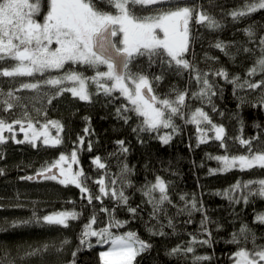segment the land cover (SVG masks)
<instances>
[{
  "label": "trees",
  "instance_id": "1",
  "mask_svg": "<svg viewBox=\"0 0 264 264\" xmlns=\"http://www.w3.org/2000/svg\"><path fill=\"white\" fill-rule=\"evenodd\" d=\"M172 3L174 6L177 0ZM178 3L193 9L188 47L183 53L190 67L169 64L167 57L162 63L159 58L150 60L145 55L134 56L124 70L145 75L160 100L173 101L177 94L185 95L180 114L172 118L176 131L163 127L141 131L144 118L124 111L131 105L119 91L106 95L92 79L97 72H106L104 64L90 67L69 62L61 69L30 76L0 74V119L36 126L47 124L53 134L58 129L49 121L58 122L61 140L59 145L35 143L34 147L29 141L17 143L25 140L17 134L15 139L7 135L5 142L0 143V264H101L102 245L94 237L80 243L81 233L93 217L95 223L91 227L96 230L110 227L118 233L134 232L150 245L133 264H232L238 250L252 251L264 246V224L256 219L264 215V197L258 195L264 168L256 165L241 169L236 165L224 170L216 159L264 153V72L257 64L264 50L260 43L264 37V9L234 19L231 13L242 9L246 0ZM168 7L157 4L137 6L135 10L138 16H148ZM199 13L211 17L219 26L198 23ZM246 29L253 35L249 36ZM114 40L119 46L116 37ZM17 63L11 58L0 60V73L5 69L11 71ZM253 68L256 71L250 74ZM71 72L84 78L88 100H80L71 91H60L70 89L73 81L45 83ZM220 72L225 75H218ZM98 79L111 86V81ZM205 79L208 85L204 84ZM24 84L39 87L24 88ZM249 84L259 86L251 88ZM202 90L205 95L200 94ZM8 104L12 107L7 108ZM196 109L207 114L211 125L223 128L222 140L215 139V130L206 121L199 125L191 122ZM124 116L129 117L127 122ZM163 136L171 138L163 143ZM241 140L248 143L241 144ZM73 151L77 153L76 164L88 193H81L73 184L59 183L58 177L24 179L50 167L61 154L68 157ZM96 158L104 168L93 163ZM157 177L165 183L168 200L154 211L145 190ZM101 179L106 195L99 191L97 181ZM114 190H123L126 204L112 196ZM89 195L93 197L91 203ZM159 195L158 190L152 193L156 200ZM129 208L136 209L135 213L129 212ZM55 211L74 212L78 216L69 220L66 228L13 226L34 214L43 217ZM111 221H120L122 226L112 227ZM245 226L249 230L247 240L238 235L237 242H233V235ZM65 240L68 243H62ZM44 245H48L46 251L27 255ZM188 247L193 251H185ZM173 249L180 251L173 253Z\"/></svg>",
  "mask_w": 264,
  "mask_h": 264
},
{
  "label": "snow or ice",
  "instance_id": "2",
  "mask_svg": "<svg viewBox=\"0 0 264 264\" xmlns=\"http://www.w3.org/2000/svg\"><path fill=\"white\" fill-rule=\"evenodd\" d=\"M99 4H103L104 7H99ZM157 4H167L169 7L167 10L161 8L148 16L136 14L137 6L142 8ZM260 9H264V0H251V2L246 0L243 8L232 12L231 15L235 19ZM41 16L42 20L39 19ZM192 17L193 9L180 6L178 0L174 6L172 0H0V60L11 58L18 62L11 71L5 69L0 74L3 76H30L35 72L44 73L50 69H61L69 62L85 64L90 67L104 64L107 65L108 70L97 72L96 77L92 79L96 81L98 88L102 89L106 95L113 91H119L131 105L130 109L125 108L124 111L134 112L144 118L143 125L145 127H142L141 131L157 130L160 127L171 128L172 131H176L172 118L180 114V106L184 104L185 95L183 93L177 94L173 101L161 100L158 102L160 107H157L155 106V96L151 98V101L145 99V90L149 93L152 92L149 79L143 74H132L120 69L126 70L134 56L145 55L150 60L154 57L159 58L162 63L167 57L169 64L175 62L177 66L188 69L190 65L183 59V53L187 51L189 22ZM197 22H207L209 27L219 26L216 21L203 13L198 14ZM245 31L249 36L253 35L250 29ZM118 34L122 37L119 40L120 46L113 44L110 39V37H117ZM260 43L264 45V37H261ZM216 46L221 47L219 44ZM257 64L264 72V50H262V58L257 61ZM255 71L256 68H253L250 70V74H254ZM218 75H225V73L220 72ZM98 78L111 81V86H105ZM156 79L159 80L160 77H156ZM62 80L78 82L79 87L61 89V92L71 91L72 95L78 96L80 100L89 99L85 80L78 73H67L62 79H49L45 83L58 85L62 83ZM204 84L208 85L206 79ZM258 86L257 84H249L251 88ZM22 87L35 89L39 86L37 84H24ZM59 94L58 92L57 95ZM200 94L205 95L206 92L202 90ZM9 95L11 96V93ZM11 107V104L7 105V108ZM117 111L119 113L120 109ZM123 118L127 122L129 117L124 116ZM202 121L211 125L207 114L201 109H196L191 122L199 125ZM14 123L20 124L21 122L15 121ZM49 123L56 127L59 133L58 122L49 121ZM211 126L216 133L215 139L222 140L223 128L216 125ZM27 127L32 130L31 140L25 133V140H17V143L29 141L35 147V141L39 137H43L45 145L55 146L61 143L58 133L55 138H50L47 125H43V130L39 132L33 129L31 122L28 123ZM5 131L12 133V124L0 119V143H4L6 140ZM21 131H24L23 125H21ZM198 131H200L199 127ZM11 138L15 139V136L13 135ZM170 138V136H163L161 140L163 143H167ZM119 143L123 145V141ZM240 143L246 144L248 142L241 140ZM216 159L221 162L224 170L235 167L237 164L241 169L252 168L256 165L264 168V153L252 155L250 158L246 156L231 158L218 156ZM67 160L68 157L61 154L57 162L42 169L38 175H44L45 172L51 173L53 168H59L61 176L64 177L59 180V183L73 184L80 189L81 193H88L89 189L84 186L81 180L82 172L71 171V164L68 165L67 170L61 167ZM71 162L73 164L77 162L76 151L71 153ZM93 163L104 168V164L100 162L99 158L94 159ZM124 171H128L126 167ZM45 178L57 179L55 175L51 174ZM24 179H33V177H25ZM97 183L100 185V193L106 195L104 180L101 179ZM112 183L115 184L116 181H112ZM259 185L258 195L264 197V180L259 181ZM157 190L160 194L158 200L152 196V193ZM145 195L153 203L154 211H158V205L168 200L164 181L157 177L156 182L145 190ZM112 196L125 204L127 203V197L123 190L118 193L114 190ZM92 199L93 197L89 195V203ZM95 199H100V196H96ZM193 207H195L194 203ZM128 210L132 213L136 211L134 208ZM102 211H107V209H102ZM77 216L78 214L74 212H57L43 217H35L34 214L33 218L14 222L13 226L37 224L66 228L69 226L68 221L76 219ZM256 219L264 224V215L257 216ZM92 223H95V217L89 224L85 225L81 233L80 243L85 244L88 237H97V244L109 245L106 251L99 253L101 264H133L135 258L150 247L134 232L117 235L110 232L108 227L97 231L92 229ZM110 224L112 227L122 226L120 221H111ZM248 231L246 226L242 227L239 234L233 235V242H237L238 235L247 240ZM252 239L254 242V235ZM62 243L66 244L68 241L65 240ZM91 246L89 244V247ZM47 249L48 245H44L42 249H34L27 255H37ZM178 251L180 250L173 249V253ZM185 251L190 253L193 249L188 247ZM72 255L75 257L76 253L73 252ZM234 255L236 257L235 264H264V246L252 251L240 249ZM202 259L208 258L196 257V260ZM73 264H75L74 261Z\"/></svg>",
  "mask_w": 264,
  "mask_h": 264
},
{
  "label": "rangeland",
  "instance_id": "3",
  "mask_svg": "<svg viewBox=\"0 0 264 264\" xmlns=\"http://www.w3.org/2000/svg\"><path fill=\"white\" fill-rule=\"evenodd\" d=\"M46 11V10H45ZM39 19H41L42 20V16L41 17H39ZM188 36H189V32H188ZM116 39H117V41H118V43H119V40L120 39H122V37L121 36H119V34H118V36L116 37ZM120 46V45H119ZM108 70V69H107ZM106 70V71H107ZM74 82V81H73ZM131 86V85H130ZM73 87H75V88H78L79 87V84H78V82H74V84L72 85V87L71 88H73ZM152 93H153V91H152ZM153 96H155L156 97V95L153 93ZM146 99V98H145ZM159 101H161L160 99H158L157 97H156V103H155V106H157V107H160V104L158 103ZM28 123L29 122H22L21 121V123L20 124H17V123H11L12 124V128H13V132L12 133H9V132H7V131H5V133H4V135H5V137H7V135H10V136H15V138H17L18 136H17V134H19V136H21V138L22 139H25V133H27L28 134V137H29V140H31V135H32V130H29L28 129V127H27V125H28ZM21 125H23V127H24V131H21ZM43 125H47V124H42V125H40V126H36V125H34L33 124V129H35L36 131H42L43 130ZM47 131H48V133H49V136H50V138H55L56 137V134H53V133H51V131H50V129H49V127H48V125H47ZM35 143H43V137H39V138H37L36 139V141H35ZM259 154H262V153H259ZM253 155H256V154H253ZM252 156V155H251ZM251 156H246V157H251ZM69 164H71V171H73V172H76V171H79L80 172V169H79V167H78V165L76 164V163H72L71 162V155L70 156H68V160H67V162L66 163H63L62 165H61V167H63L64 169H68V165ZM238 165V164H237ZM239 166V165H238ZM58 171L60 172V169L58 168ZM64 177L63 176H61L59 179L61 180V179H63ZM57 212H65V211H55V212H51V213H48V214H46V215H51V214H54V213H57ZM109 228V231L110 232H112V233H114V234H117V235H123L124 233H127V232H129V231H124V232H120V233H118V232H114L110 227H108ZM92 229L93 230H96V229H94L93 227H92ZM100 230V229H99ZM98 231V230H97ZM95 238V241H97V237H94ZM101 245V244H100ZM108 247H109V245H107V244H103L102 245V250L101 251H106L107 249H108ZM100 251V252H101ZM235 262H236V257H235V255H234V260H233V262H232V264H235Z\"/></svg>",
  "mask_w": 264,
  "mask_h": 264
},
{
  "label": "water",
  "instance_id": "4",
  "mask_svg": "<svg viewBox=\"0 0 264 264\" xmlns=\"http://www.w3.org/2000/svg\"><path fill=\"white\" fill-rule=\"evenodd\" d=\"M110 39H111V41H112L113 44H116V43H115V40H114V37H110ZM113 51H114V49H113ZM120 70H121V71H124L123 68H121ZM144 95H145V98H146V99H148L149 101H151V98L153 97V93H152V92L149 93V92H147V90H145ZM38 173H40V172H37V173L31 175L30 177H33V178H37V179H39V178H41V177H43V176L46 177L47 175H50V174H51V175H55V176L58 177V178L61 177V174H60V172L58 171V168H53L51 173H47V172H45L44 175H38Z\"/></svg>",
  "mask_w": 264,
  "mask_h": 264
}]
</instances>
